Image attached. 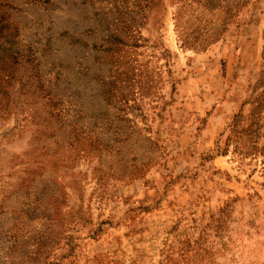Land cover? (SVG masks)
I'll use <instances>...</instances> for the list:
<instances>
[{
    "label": "rangeland",
    "instance_id": "374dc122",
    "mask_svg": "<svg viewBox=\"0 0 264 264\" xmlns=\"http://www.w3.org/2000/svg\"><path fill=\"white\" fill-rule=\"evenodd\" d=\"M0 264H264V0H0Z\"/></svg>",
    "mask_w": 264,
    "mask_h": 264
}]
</instances>
